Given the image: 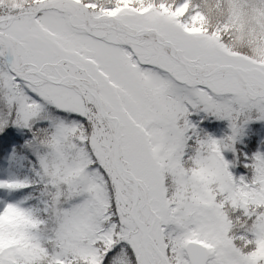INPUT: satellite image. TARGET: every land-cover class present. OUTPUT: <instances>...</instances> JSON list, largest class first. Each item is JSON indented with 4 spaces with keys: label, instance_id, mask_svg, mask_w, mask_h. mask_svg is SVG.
<instances>
[{
    "label": "snow or ice",
    "instance_id": "6c2138e0",
    "mask_svg": "<svg viewBox=\"0 0 264 264\" xmlns=\"http://www.w3.org/2000/svg\"><path fill=\"white\" fill-rule=\"evenodd\" d=\"M0 264H264V0H0Z\"/></svg>",
    "mask_w": 264,
    "mask_h": 264
}]
</instances>
